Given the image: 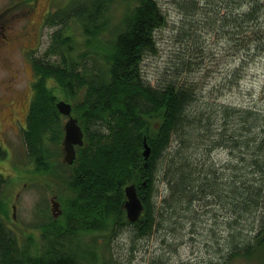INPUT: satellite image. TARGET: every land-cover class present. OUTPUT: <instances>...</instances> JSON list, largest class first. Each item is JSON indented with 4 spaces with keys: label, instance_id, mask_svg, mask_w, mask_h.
<instances>
[{
    "label": "trees",
    "instance_id": "obj_1",
    "mask_svg": "<svg viewBox=\"0 0 264 264\" xmlns=\"http://www.w3.org/2000/svg\"><path fill=\"white\" fill-rule=\"evenodd\" d=\"M117 1L125 3L128 10L112 25L109 12ZM178 2L188 9L185 12L197 7V0ZM223 2H219L223 8L230 11L238 7L240 11H230L218 19L230 28L226 34L234 36L243 59L249 47L244 45L252 41V33L256 35L253 23L263 8L262 0ZM164 23L157 0H67L63 7L46 15L44 24L55 30L43 54L31 63L34 80L21 142L33 172L61 191L64 188L62 193L68 198L62 201L56 218L51 211L49 221L39 225L43 228L38 248L32 237L23 233L19 242L7 224L6 205L0 199V264H117L107 253L106 244L109 236L124 226L131 227L135 235L146 236L157 219L177 217V210L190 212L192 203L204 199L206 193L221 199L220 184L218 188L208 184L212 166L207 149L228 143L249 149L254 114L223 107L222 117L238 119L242 135L226 136L224 123L213 137L215 118L208 117L200 104L195 105L199 96L184 76H177L176 71L188 64L187 56L177 61L175 72L162 75L153 85L146 80L141 63L147 54L155 52L154 32ZM187 37L184 34L183 40ZM90 39L99 41L107 52L94 47ZM61 99L72 105L71 114L83 132V144L75 147L70 165L58 160L57 154L63 149L62 120L66 119L55 107ZM144 139L150 148L146 168ZM197 149H202L201 158L192 154ZM241 161L245 169L254 168L262 174L264 151L253 160L251 154ZM157 173L159 177L162 173L169 194L160 206L154 201ZM4 183L0 175V194ZM130 184L137 187L143 204L136 222L127 221L123 209L124 187ZM249 186L240 194L237 187L230 188L239 210L245 213L252 206L257 209L264 195V182L256 188L252 182ZM257 233L256 244L264 248V216ZM229 246V253L252 254L253 247L249 249L248 243L240 246L235 236Z\"/></svg>",
    "mask_w": 264,
    "mask_h": 264
},
{
    "label": "rangeland",
    "instance_id": "obj_2",
    "mask_svg": "<svg viewBox=\"0 0 264 264\" xmlns=\"http://www.w3.org/2000/svg\"><path fill=\"white\" fill-rule=\"evenodd\" d=\"M66 1L40 0V9L32 17L34 24L39 26L40 23H36V19L41 18L45 11L43 9L53 12L63 7ZM223 1V5L230 2V0ZM13 2L14 0H0V9H9V4ZM219 2L222 3V0H197V7L185 12L184 9H188L178 0H157L165 23L155 30V52L144 57L141 70L146 80L153 85L162 75L175 72L177 61L187 56L189 62L182 70L176 71L177 76H184L199 96L195 105L200 104L208 117L215 118L213 137L222 129L221 125L224 123H226V136L237 135L239 138V135H242V126L238 119L234 116L222 117L224 116L221 112L222 108L228 107L254 114L252 145L247 149L243 145L233 147L228 143L220 146L212 145L207 149V158L215 172L209 169L212 173L211 182L208 184L213 183L216 188L220 184L221 199L217 194L206 193L204 199L192 203L190 212L177 210L175 212L177 217L167 216L164 217V221L157 219V225L146 236L135 235L131 227L124 226L117 234L110 235L106 244L107 253L117 264L264 263V248L256 244L257 232L261 218L264 216V195L259 198L261 204L257 209L252 206L250 211L245 213L244 209L239 210L240 206L232 194L234 186L240 194L242 189L250 187V182L252 188L264 182V168L262 174L261 172L258 174L254 168L245 169L244 162H240L241 158L251 154L253 160L264 151V0L261 2L263 8L255 16L258 20L253 23L256 24L254 29L256 35L252 33V41L244 45L246 49L247 46L249 47L243 59L238 53L241 49L236 45L234 36L226 34L230 28L225 27V23L218 19L222 14L230 11L234 13L240 11L238 7L229 11ZM17 9L19 10V7ZM13 10L10 11L9 16H14ZM126 10L128 9L125 3L119 1L114 3L113 11L109 12L110 23L112 25L119 23ZM54 30L55 27L43 23V38L38 46L37 56L43 54L50 42V34ZM186 30H189V33ZM74 32L78 34L77 27H74ZM184 34H188L185 41ZM90 41L94 42L92 45L98 47L100 51L107 52L99 41L92 39ZM24 69L25 74H21L14 82V91L5 97V100H11L15 109L24 107L27 99L32 95L30 85L34 80V73L28 64L24 65ZM4 76L6 73L0 69V80ZM50 85L54 86L52 83ZM0 91L3 92L2 86ZM65 120H62L63 124ZM260 141L263 143L258 146ZM10 142L11 161L0 164V172L5 180L0 199L6 205L7 224L12 231H15L19 242L21 243L24 238L23 233L31 236L35 248H38L43 228L39 225L44 221L48 222L47 217L51 216L50 199L55 196L59 206L62 207V201L68 197L62 193L64 188L61 191L58 186L42 181L41 177L33 172V165L26 164V161L24 163L25 157L20 139L13 136ZM173 146L174 142L171 148ZM57 152L59 160L62 161V148ZM201 152L202 149H197L192 154L195 158H201L199 156ZM206 172L204 173L207 174ZM229 183L233 184L229 185ZM168 196V186L162 173L160 177L157 173L154 187L156 206H160L162 200ZM13 205L16 206L14 221L11 211ZM234 236L240 246L248 243L249 249L253 247L250 256L229 253V244ZM85 239L90 240L88 237ZM99 241L103 242L102 238H99Z\"/></svg>",
    "mask_w": 264,
    "mask_h": 264
},
{
    "label": "flooded vegetation",
    "instance_id": "obj_3",
    "mask_svg": "<svg viewBox=\"0 0 264 264\" xmlns=\"http://www.w3.org/2000/svg\"><path fill=\"white\" fill-rule=\"evenodd\" d=\"M39 1L14 0L9 4V9H0V69L6 73V76L0 80L3 90V92L0 91V164L11 161L10 140L13 136L22 140L26 126L31 95L21 109H15L11 100H5V97L14 91L16 79L21 74H25L24 65L31 66L32 61L38 57L37 49L43 38L42 27L44 19L49 13L48 9H43L45 11L41 18L36 19V23H40L39 26L34 24L32 17L40 9ZM12 10L14 16H9ZM21 147L23 149V146ZM25 160L26 158H24V163ZM62 161H64L63 158ZM0 175L3 176L1 172ZM54 198L56 199L55 196L51 199Z\"/></svg>",
    "mask_w": 264,
    "mask_h": 264
},
{
    "label": "water",
    "instance_id": "obj_4",
    "mask_svg": "<svg viewBox=\"0 0 264 264\" xmlns=\"http://www.w3.org/2000/svg\"><path fill=\"white\" fill-rule=\"evenodd\" d=\"M55 107L60 114L66 117L63 124L64 135L62 140L63 147V160L66 164L70 165L75 158V147L83 144V132L78 124V120L72 116V105L66 100H58L55 103ZM144 150L142 152L144 158V167L146 168L147 161L150 156V148L143 141ZM125 201L123 203V209L125 211V217L129 222H136L143 212V204L141 198L138 196L137 187L134 184H130L124 187ZM51 211L52 216L56 218L61 210L59 209V203L54 199H51ZM16 207L12 206V218L15 219Z\"/></svg>",
    "mask_w": 264,
    "mask_h": 264
}]
</instances>
